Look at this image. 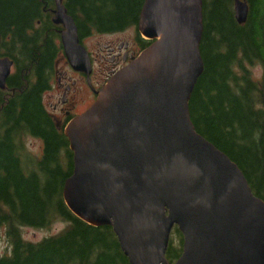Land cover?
Returning a JSON list of instances; mask_svg holds the SVG:
<instances>
[{
    "label": "water",
    "instance_id": "95a60500",
    "mask_svg": "<svg viewBox=\"0 0 264 264\" xmlns=\"http://www.w3.org/2000/svg\"><path fill=\"white\" fill-rule=\"evenodd\" d=\"M65 1L54 0L52 23L62 28L68 67L89 77L90 59ZM233 4L242 26L248 7ZM137 33L151 44L63 131L73 158L62 190L66 208L90 227H110L129 264H169L173 229L182 237L174 264H264V203L189 116L203 73L201 0H144ZM12 67L0 59V92Z\"/></svg>",
    "mask_w": 264,
    "mask_h": 264
},
{
    "label": "trees",
    "instance_id": "16d2710c",
    "mask_svg": "<svg viewBox=\"0 0 264 264\" xmlns=\"http://www.w3.org/2000/svg\"><path fill=\"white\" fill-rule=\"evenodd\" d=\"M144 0H66L63 5L79 40L114 36L133 29L141 51L149 46L137 34ZM248 17L239 26L234 0H201L203 73L188 109L195 132L240 170L253 196L264 203V0H239ZM54 0H0V59L13 63L0 92V234L8 255L0 264H129L110 227L93 228L66 208L62 190L72 176L73 158L43 104L63 57L61 27L52 23ZM261 68L259 82L250 69ZM28 140L41 144L31 155ZM60 233L38 243L22 230ZM1 236V235H0ZM182 237L173 229L165 258L174 264Z\"/></svg>",
    "mask_w": 264,
    "mask_h": 264
},
{
    "label": "flooded vegetation",
    "instance_id": "af4514ba",
    "mask_svg": "<svg viewBox=\"0 0 264 264\" xmlns=\"http://www.w3.org/2000/svg\"><path fill=\"white\" fill-rule=\"evenodd\" d=\"M98 49L99 54L96 55V59L86 50L92 69L89 77L73 72L66 64L68 73L58 74L56 89L54 85L46 93V95L51 94L56 90L55 95H50L48 100L49 108L51 109L50 116L56 121L58 126L65 127L73 119L89 110L96 100V94L106 84L109 78L130 64L141 52L136 38L134 40L108 43L107 45L98 46ZM95 62H98L99 65H104L103 72L98 75L99 78H96L97 75L93 68Z\"/></svg>",
    "mask_w": 264,
    "mask_h": 264
},
{
    "label": "rangeland",
    "instance_id": "374dc122",
    "mask_svg": "<svg viewBox=\"0 0 264 264\" xmlns=\"http://www.w3.org/2000/svg\"><path fill=\"white\" fill-rule=\"evenodd\" d=\"M135 38H136L135 32L133 29H131L127 33L114 35V36L90 37L87 40H83L82 45L96 59V55L99 54L98 46L107 45L108 43H112L115 41L134 40ZM66 64L67 63H65L63 57L57 63V66H56L57 69L55 72L54 83H53V86L55 85V89H56V79H57L58 74L68 73V69L66 67L67 66ZM103 67H104V65H99L98 62H95L93 64L95 74L97 75L96 78H99L98 75H100L103 72V70H104ZM250 71H251V76H252L253 80L256 82H259L261 79V74H262L261 68L259 66H254L250 69ZM67 77H68V75H67ZM71 77L73 79H75L73 76H71ZM55 91H53L51 94L50 93L47 95L45 94L43 97L44 107L50 115H51V111H50L51 109L49 108L48 98L52 94L55 95ZM26 147H27L28 152L31 155L36 156V157H40V155H41V144L39 142L34 141V140H28V142H26ZM62 229H63V226L56 225L49 230H42V231H34V230L24 229V230H22L21 234H22L23 241L28 242V243H38L45 238H48L50 236H54V235L60 233ZM0 235H1L0 236V257H3V256L8 255L9 251H8L3 233H1Z\"/></svg>",
    "mask_w": 264,
    "mask_h": 264
}]
</instances>
